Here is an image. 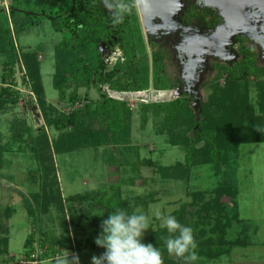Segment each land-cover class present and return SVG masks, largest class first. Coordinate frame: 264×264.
<instances>
[{"label": "rangeland", "instance_id": "1", "mask_svg": "<svg viewBox=\"0 0 264 264\" xmlns=\"http://www.w3.org/2000/svg\"><path fill=\"white\" fill-rule=\"evenodd\" d=\"M202 1L191 0L194 11L203 13L205 10H216L215 7L204 5ZM10 4L14 9L11 16L5 11H0V35L7 37L6 30L10 28L9 23L13 22L12 29L15 27V31L11 29L9 34L10 40L13 41L14 53L37 52L45 92V110L43 112L40 108L35 95L30 93L29 86L21 83L22 68L17 62L14 71L16 89L20 92L19 100L15 106L6 105L4 111L1 109L4 114L0 115V220L9 228L6 253L1 252L3 246L0 245V264H18L22 259L25 239L33 230L32 217L28 211H38L36 197L40 187L46 182L45 178L49 179L54 175L60 199L49 205L47 215L38 224L40 228L36 227L35 238L50 241L55 248L62 247L60 256L66 255L65 251L70 254L75 252L80 264H91L93 256L103 255L106 249L98 246L95 248L93 243L101 232L100 225L105 219L106 209L123 200L127 201L125 210L130 214L140 210L150 217V228L145 231L141 240L145 245L150 244L151 232L162 229L160 222L152 216L153 205H159L164 214L173 216L183 209L185 225L193 228L196 241L209 236H219L218 231L212 228V220L220 214L215 206L208 208V205L211 206L215 197L212 190L226 185L231 188L229 195H233V189L236 193L233 198L225 195L220 199L223 211L230 220L225 237L230 240L239 238L243 243L232 246L229 252L218 258L208 259L198 255L199 259L194 264H264V141L241 143L236 151L229 154L228 164L221 166L217 171L211 164L199 165L190 170L186 180L176 177L162 179L156 172L158 167L184 162L185 152L180 146L168 145L164 136L156 134L154 117L150 113L146 116L141 113L140 106L143 103L172 100L181 95V89H149L123 93L111 90L100 82H96L95 86L79 88L77 94L81 101L75 107L83 108L86 103H90L92 107L91 101L98 99L102 92L129 105L133 111L131 146L78 148L66 154H56L50 150L52 158L42 153L45 155V165L48 166L47 169L43 168L42 162L39 161V149L32 144L26 145L24 140L27 137H32L33 140L34 136L39 134L37 127L43 125L44 115H53L50 108L67 111L70 105L67 100H58L57 92L52 86L54 52L62 34L53 29L51 20L47 17L26 13L42 15L45 12L47 16L58 7H50L44 2L43 5L38 4L37 0H11ZM136 7L140 11L139 3ZM107 14L111 15L108 11ZM138 15L141 26L143 25L142 35L147 55L150 57L152 52L150 42L155 48L160 46L165 49L169 53V58L164 61L169 74L171 73L172 78L180 77L186 69L179 65V54L184 46L183 37L189 35V28L182 29L177 34L169 33L172 29H166L167 33L162 36L159 33L157 36L156 32L144 28V17L140 13ZM247 16L248 26L239 27V30L243 31L240 36L245 37L253 48L257 64L264 66V34L263 40L257 37L254 32L257 31L258 23L254 25L253 22L255 17L258 20L264 18L260 13L250 11ZM197 24L194 19L191 20L190 37H194V27ZM163 30L165 28L161 26L160 31ZM236 42L235 39V42L230 43V51L226 57L209 52V49H206V53L205 48L200 50L204 52L200 54L190 75V93L193 96L191 107L194 110L210 93L209 84L215 76L213 69L219 64L232 63L238 59V53L233 48L237 46ZM101 44L105 46L102 53L99 52L109 68L124 59L115 39ZM1 55L0 68L4 60ZM218 83L224 86L223 77L218 79ZM70 92L71 89L67 90V93ZM249 100L255 107V93L252 89L249 91ZM9 123L24 129V140L10 137ZM45 134L50 143L57 137V132L51 126H46ZM148 159L154 163L153 166L141 163ZM195 193L201 194L198 199L193 198ZM5 207H10L9 215L3 214ZM60 211L66 212L65 217L69 218L72 224H63ZM234 215H237L238 220L230 218ZM56 259L39 260L38 264H55Z\"/></svg>", "mask_w": 264, "mask_h": 264}, {"label": "trees", "instance_id": "2", "mask_svg": "<svg viewBox=\"0 0 264 264\" xmlns=\"http://www.w3.org/2000/svg\"><path fill=\"white\" fill-rule=\"evenodd\" d=\"M43 2L50 7L58 8L50 11L47 16L43 11L42 15L26 14L47 17L51 20L53 29L62 34L54 52L52 86L57 92L58 100H67L70 107L67 111L50 108L53 111L52 117L44 115V123L37 127L39 134H36L33 140L32 137L24 140V129H19L20 126H11V123L8 125L10 137L21 138L26 145H35L41 153L39 161L42 162L44 169L48 166L45 165V155L42 153L52 158L50 150L56 154H66L78 148L130 147L133 111L129 105L102 92L98 99L91 101L92 107L90 103H86L83 108L75 107L81 101L77 94L78 89L95 86L96 82H100L111 90L123 93L149 89L172 90L183 83L175 80L178 78H172L167 70L164 61L169 58V53L160 46L155 48L150 42L152 52L150 57L147 55L137 7H133L131 13L125 16L123 23L113 25L110 15L107 14L108 10L99 3V0H96L95 7H92L93 0H37L38 4ZM13 11L10 4L8 9L10 16ZM191 12L192 18L200 23L207 21L215 25L220 21H217L213 10L200 13L192 8ZM12 25L14 26L13 22L11 29ZM11 29L6 30L7 37L0 35V54L4 59L0 68V115L4 114L3 108L6 105L15 106L19 100L20 92L16 89L14 71L17 62L24 70L21 83L29 86L30 93L35 95L44 112L45 92L38 54L36 51H19L15 54L9 34ZM113 39L119 43L124 59L109 68L100 55L99 45ZM236 40L238 59L232 63L219 64L213 69L215 76L211 80L213 82L209 84L210 93L196 110L191 107L193 96L187 91L172 100L141 104V113L145 116L150 113L154 117L156 134L164 136L168 145L180 146L185 152L184 162L156 169L162 179L176 177L186 180L192 168L203 164H211L217 171L229 163L231 152L236 151L241 143L264 141V66L257 64L254 50L245 37L237 36ZM221 77L224 86L218 83ZM69 89L71 92L67 93ZM250 89L255 93V107L249 100ZM46 126H51L57 132V137L51 143L45 134ZM141 163L146 166L154 165L149 159ZM47 178L36 197L38 211L34 213L28 211L32 217L33 230L25 239L22 259H32L31 256L36 254L39 261L59 256L63 252L60 249L62 247L55 248L50 241L35 238L36 227H39L38 224L47 215L49 205L60 199L55 175ZM230 192L231 188L226 185L212 190L215 197L208 208L215 206L217 213L220 214L215 218L218 223L212 220V228L218 231L219 236L214 238L209 236L196 241L197 254L201 257L218 258L229 252L232 246L243 243L239 238L230 240L225 237L230 220L223 211L220 199L225 195L233 198L235 189L233 195H229ZM200 195L195 193L193 198L198 199ZM127 205V201L123 200L113 207L109 206L104 220L117 208L125 209ZM9 213L10 207H5L3 214ZM184 213L185 211L181 209L174 216L185 225ZM59 214L63 224H72L69 218L65 217L66 212L60 211ZM230 218L237 219V215ZM8 234V225L0 220L2 253L7 252ZM167 235L165 228L153 231L150 233L149 243L160 249L164 264H184L182 260L167 253L163 239ZM93 246L97 248L95 243Z\"/></svg>", "mask_w": 264, "mask_h": 264}, {"label": "clouds", "instance_id": "3", "mask_svg": "<svg viewBox=\"0 0 264 264\" xmlns=\"http://www.w3.org/2000/svg\"><path fill=\"white\" fill-rule=\"evenodd\" d=\"M99 3L111 14L113 25H119L140 0H99ZM95 6L96 0H93L92 7ZM152 216L168 233L163 237L167 253L184 264H194L199 257L193 228L181 224L171 214H164L159 205L152 206ZM100 227L95 244L106 251L99 257L93 256L91 264H164L159 248L141 242L145 231L150 228V217L144 212L137 210L130 214L117 208ZM65 252L66 255L57 257L55 264H80L78 255Z\"/></svg>", "mask_w": 264, "mask_h": 264}, {"label": "water", "instance_id": "4", "mask_svg": "<svg viewBox=\"0 0 264 264\" xmlns=\"http://www.w3.org/2000/svg\"><path fill=\"white\" fill-rule=\"evenodd\" d=\"M252 0H205V5L215 7L220 10L224 21L221 25L208 36L198 35L192 37L188 43V55L190 57L187 75L190 77L195 69V64L198 62L202 48L209 49V52L219 54L226 57L229 54V45L235 42L237 36L243 35V31L239 30L240 26H245L248 21L247 12ZM260 5L264 9V0L260 1ZM140 11L144 17L146 27L155 15H161L169 19L173 14L175 5L173 0H140ZM248 26V25H246ZM245 26V27H246ZM244 27V28H245ZM104 44L99 46V51L102 53Z\"/></svg>", "mask_w": 264, "mask_h": 264}, {"label": "flooded vegetation", "instance_id": "5", "mask_svg": "<svg viewBox=\"0 0 264 264\" xmlns=\"http://www.w3.org/2000/svg\"><path fill=\"white\" fill-rule=\"evenodd\" d=\"M260 1L261 0H252L251 1V4H250V7L248 9V11H250L251 13L252 12H258L261 14V16L264 18V9L263 7L260 5ZM205 5V0L202 1ZM173 3L175 5V10H174V14L169 18V19H166L165 17L161 16V15H155V18L151 20L150 24H149V27H146V25H144V28H147V29H150L151 31H154V33L158 36L159 33H161L160 36H162L164 33H167L168 30L166 29H172L169 33H173L175 32L176 34L182 29H186V28H189V35L188 37H183L184 38V43L182 45L183 48H182V51H180V64L179 65H182L183 69L185 67V69L188 68V63H189V60H190V57L188 55V52H187V49H188V43L190 42L192 36L190 37V27L189 25H191V20L193 19L192 16H191V9H192V3H191V0H173ZM215 11L213 14L216 15L217 17V21H219V23L217 24H211V23H208L207 21H204L203 23H200L199 21H195V18H194V21L197 22V26H195V36H198V35H202V36H208L210 35L216 27H218L219 25H221L224 21L222 15L220 14V10L216 8V10H213ZM138 13H141V11L137 10V15ZM143 16V15H142ZM138 21H139V24H140V28H141V31H142V27L143 25L141 26V20L139 19V15H138ZM253 22H254V25L257 24V31L254 32L257 37L261 38L262 39V35L264 34V20H262L260 18V20L257 19V17L253 18ZM164 27L165 30L163 31H160V27ZM185 27V28H183ZM185 31V30H184ZM105 46V45H104ZM235 51H237V46L233 47ZM232 48V49H233ZM178 72L180 73V69L177 68ZM187 71H183L181 75H179L180 77H178V80L182 81V85H179L178 89H181V92L183 93L184 91H187L190 93V90H191V83H192V79L187 75Z\"/></svg>", "mask_w": 264, "mask_h": 264}, {"label": "crops", "instance_id": "6", "mask_svg": "<svg viewBox=\"0 0 264 264\" xmlns=\"http://www.w3.org/2000/svg\"><path fill=\"white\" fill-rule=\"evenodd\" d=\"M10 1L11 0H0V11H5L7 15L9 14L8 9H9V6H10ZM9 27L11 29V22L9 23ZM72 254H75V252H73ZM59 256H55L53 258H49L48 260H54V259H56ZM38 263H39V261H38Z\"/></svg>", "mask_w": 264, "mask_h": 264}, {"label": "built area", "instance_id": "7", "mask_svg": "<svg viewBox=\"0 0 264 264\" xmlns=\"http://www.w3.org/2000/svg\"><path fill=\"white\" fill-rule=\"evenodd\" d=\"M24 74V70L22 69L21 75ZM32 259H20L18 264H37L38 263V257L37 255H32Z\"/></svg>", "mask_w": 264, "mask_h": 264}]
</instances>
